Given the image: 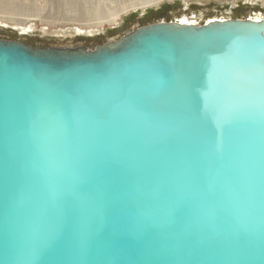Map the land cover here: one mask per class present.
<instances>
[{
    "label": "water",
    "instance_id": "95a60500",
    "mask_svg": "<svg viewBox=\"0 0 264 264\" xmlns=\"http://www.w3.org/2000/svg\"><path fill=\"white\" fill-rule=\"evenodd\" d=\"M249 61L264 18L161 21L93 50L0 40V264H264V113L247 106L264 93L238 91L222 134L209 88ZM102 81L65 106L66 133L46 116Z\"/></svg>",
    "mask_w": 264,
    "mask_h": 264
},
{
    "label": "rangeland",
    "instance_id": "374dc122",
    "mask_svg": "<svg viewBox=\"0 0 264 264\" xmlns=\"http://www.w3.org/2000/svg\"><path fill=\"white\" fill-rule=\"evenodd\" d=\"M37 1L38 2H36V0H32V4H34V6H37V8H39L36 11H33L35 13L29 11L28 13L27 12L24 13L25 15L29 14L30 17L24 15L22 17V15H19V13L15 15L16 16L15 18H19V19L21 16L22 20L26 18H28V20L29 19L35 20L34 22L28 23L27 26H23L22 24H15V23L12 24L11 22L9 23V21H5L6 16L4 15L0 16L3 17L0 19V40L19 41L35 48L83 47L93 50L96 47L103 45L109 41L117 40L122 36H124L125 34L142 26L150 25L161 21L164 22L180 21L185 15L186 16L188 15L187 17L189 18V23L193 25H197V24L202 25L205 22L210 21V19L211 20L212 19H246V18H254L256 16L259 17L264 16V3H263L264 0H219V1L209 0L204 2L192 1L190 2L189 6H187V4L184 3L183 0H177L175 3H165L163 4L162 7L160 5L154 8H150L147 10L148 13L146 14L138 9V11L136 12L134 11L132 15L128 16L126 23L121 24V26L113 27V28L107 26L106 28H104V30H97L93 28L92 30L94 32H92V30H90L89 32L88 30L83 28V32H82L79 31L80 29L74 25L66 27V29L63 27L50 28L47 25L46 26L42 25V21L48 20L49 22H51L50 21L51 15H54L53 13H57V9L54 8L52 3L51 4L47 3L45 5V3L42 2V0H37ZM124 1L123 0H105V1L91 0L90 3L88 4L83 2V8L81 10V13L85 12L86 14L85 16H87L88 15L87 12L89 11L93 12V9L96 10L97 8H99L98 5H100V8H103L104 11V7H106V9L108 8L110 9L113 6L116 7L118 4L121 5L123 2L130 3V1L136 2L137 0H124ZM36 4H38L40 7ZM100 8L99 10L102 12ZM58 20H59L58 23H60L61 19H56L55 21L57 22ZM28 25L30 28H27ZM27 30L30 31V33L27 32ZM24 31H26L27 33Z\"/></svg>",
    "mask_w": 264,
    "mask_h": 264
},
{
    "label": "snow or ice",
    "instance_id": "6c2138e0",
    "mask_svg": "<svg viewBox=\"0 0 264 264\" xmlns=\"http://www.w3.org/2000/svg\"><path fill=\"white\" fill-rule=\"evenodd\" d=\"M107 88L108 84L106 82L96 83L85 95L77 98H68L62 103L49 106L46 110V116L63 133H66L67 129L63 120L65 106L70 107L75 116L81 111L87 110L90 104L97 100L98 96ZM209 88L213 90L221 103L218 129L224 134L231 128L235 122V117L238 115V110L234 106V98L237 92L243 89L249 95L256 92L264 93V64L249 61L244 64L226 66L219 77L215 74L210 75ZM247 106L250 110L264 113V98L261 99L260 103H251ZM70 164L71 161L66 157L59 158L53 156L49 159L50 167L58 172L66 170Z\"/></svg>",
    "mask_w": 264,
    "mask_h": 264
},
{
    "label": "bare ground",
    "instance_id": "6f19581e",
    "mask_svg": "<svg viewBox=\"0 0 264 264\" xmlns=\"http://www.w3.org/2000/svg\"><path fill=\"white\" fill-rule=\"evenodd\" d=\"M30 1H31V3H30ZM90 1L91 0H89V1H87V0H83V1L82 0H42V2L45 3V5L47 3H50V4L52 3L54 8L57 9V13H58V14L53 13L54 15H51V19H50L51 22H49L48 20L42 21V25H45V26L47 25L50 28L63 27L65 29H66V27L74 25V26H77L80 29L79 31H82V32H83V28H85L89 32L93 28L97 29V30H104V28H106L107 26L113 28V27L121 26V24H123V23H126L128 16L132 15V13L134 11L135 12L138 11V9L146 14V13H148L147 10L150 8H154V7H157L160 5L162 7L163 4H165V3H175L177 0H137L138 2L137 1L136 2L130 1V3H124L125 1L123 0L124 2L121 5L118 4L119 6L118 5L116 7L113 6L110 9L109 8L106 9V7H104V11H103V8H100V5H98V7L102 10V12L99 10V8H97L96 10L93 9V12L92 11L87 12L88 15L85 16L86 15L85 12L81 13V10L83 8V2L88 4V3H90ZM103 1H105V0H103ZM183 1H184V3L187 4V6H189L190 2H192V1L204 2V1H209V0H183ZM36 2H38V1L36 0ZM263 3H264V1H263ZM36 5H38V4H36ZM49 7H50V5H49ZM37 9H39V8H37V6H34V4H32V0H0V16H3V15L6 16L5 21H9V23L11 22L12 24L15 23V24H22L23 26H27L28 23L34 22L35 20H31V19L28 20V18H26V19L23 18L24 20H22L21 16H20V19L15 18L16 17L15 15H17V13H19V15H22V17H23V15L29 16V14L25 15L24 13H26V12L28 13V11L33 12V11H36ZM42 9H43V7H42ZM156 10H158V9H156ZM33 13H35V12H33ZM50 13H52V12H50ZM56 14L59 16H57ZM36 15H38V14H36ZM187 16L185 15L180 21L183 23L190 24L189 18ZM39 17H40V14H39ZM42 17H43V15H42ZM1 18H3V17H0V19ZM263 18H264V16L263 17L256 16L253 19L256 21H259V20H262ZM47 19H48V17H47ZM56 19H61V22L58 23L59 20L56 22L55 21ZM38 22H40V21H38ZM19 26H21V25H19ZM27 28H30L29 25ZM28 30H27V32L30 33V31H28ZM88 31H87V33H88ZM24 32H26V31H24ZM92 32H94V31L92 30Z\"/></svg>",
    "mask_w": 264,
    "mask_h": 264
}]
</instances>
